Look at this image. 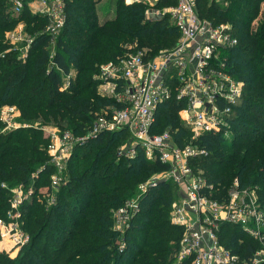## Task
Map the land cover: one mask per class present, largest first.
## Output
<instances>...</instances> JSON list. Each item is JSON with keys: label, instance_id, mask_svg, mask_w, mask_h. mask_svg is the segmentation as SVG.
I'll list each match as a JSON object with an SVG mask.
<instances>
[{"label": "trees", "instance_id": "16d2710c", "mask_svg": "<svg viewBox=\"0 0 264 264\" xmlns=\"http://www.w3.org/2000/svg\"><path fill=\"white\" fill-rule=\"evenodd\" d=\"M28 1L16 16L9 1L0 0V107L16 105L21 119L32 122L8 130L0 120V217L9 208L12 187H31L32 197L22 206L23 227L31 238L16 257L0 251V264H173L183 228L170 219L176 195L171 183L161 182L144 195L125 231L123 247L121 233L113 226L111 211L138 196L139 185L166 168L147 159L141 148L131 158L119 155V148L129 140L126 129L76 144L67 165L68 181L53 204L48 205L38 189L50 182L55 170L43 129L56 126L74 135L87 133L96 112L122 105L99 89L101 67L143 49L145 58H152L171 49L180 31L169 14L148 18V1L107 0L100 7V0H65L67 19L51 51L47 19L32 12ZM173 3L176 0H158L155 5ZM263 5L264 0H229L226 6L197 0L202 17L229 22L238 38L234 47L222 50L229 71L244 81L230 118L232 138L206 132L193 140L179 114L183 101L173 94L157 108L153 130L171 131L179 145L193 142L204 147L206 152L191 161L210 182L227 187L238 177L242 186L256 188L264 200ZM18 20L26 23L33 37L25 59L5 38V31ZM217 233L241 258H250L264 247L228 222Z\"/></svg>", "mask_w": 264, "mask_h": 264}, {"label": "built area", "instance_id": "2783aa9c", "mask_svg": "<svg viewBox=\"0 0 264 264\" xmlns=\"http://www.w3.org/2000/svg\"><path fill=\"white\" fill-rule=\"evenodd\" d=\"M8 1L14 14L20 16L25 8L24 0ZM139 1L142 0H125L126 3ZM209 1L224 5L229 2ZM28 6L32 12L46 17L45 32L54 42L67 19L65 0H30ZM33 6L40 11H34ZM166 14L180 31L171 49L147 59V50H138L117 63L110 62L101 67L99 89L114 96L122 105L96 112L95 122L85 134L74 135L58 129L47 134V152L55 170L50 175V185L41 186L38 192L44 194L48 205L53 204L58 191L68 181L67 165L76 144H83L104 132L126 129L129 140L119 148V155L131 158L141 148L147 159L158 160L166 168L141 183L138 196L113 210L118 231H126L130 226L150 188L168 182L176 192L171 202L170 219L183 228L173 264H182L183 261L187 264H264V247L250 258H241L221 242L217 233L221 225L228 222L264 246V200L258 190L242 186L238 177L227 187L215 185L202 170L192 165V159L206 152L204 147L193 142L179 145L171 131L153 130L157 108L173 94L183 101L179 114L189 126L193 140L206 132H219L227 139L232 138L230 118L242 96L244 81L229 71L222 50L234 47L238 38L232 34L229 22L215 23L202 17L197 10V0H176L175 5L146 11L148 18ZM23 23V20L17 22L18 25ZM22 39L19 37L16 41ZM23 41L24 45H30L33 37ZM0 117L5 129L31 125L26 122L15 125L4 112ZM32 194L33 189H26L23 185L10 189L7 215L0 218L1 241L6 243L3 249L10 256L15 250L16 257L30 241V234L23 227L22 206Z\"/></svg>", "mask_w": 264, "mask_h": 264}, {"label": "rangeland", "instance_id": "374dc122", "mask_svg": "<svg viewBox=\"0 0 264 264\" xmlns=\"http://www.w3.org/2000/svg\"><path fill=\"white\" fill-rule=\"evenodd\" d=\"M101 2L99 3V5L97 6H104L108 1L107 0H100ZM158 2V0H148V3H150V6L148 7V9L150 8H154L156 9L157 6L155 5L156 3ZM174 4V3H173ZM173 4H169V5H173ZM169 5H165V6H169ZM175 5V4H174ZM228 5V4H227ZM223 6H226L223 4ZM263 8H264V5H263ZM32 9L34 11H37L40 9H37V7H32ZM106 9H107V6H106ZM23 38V39H27L30 37L29 35V32H28V29H27V25L26 23H23L22 25H13L12 27L8 28V30L5 31V38L9 40V43L11 45H14L15 48H18L20 51V57L24 58L27 57L28 55V52L30 50V47H31V44L30 45H24L25 44V41L22 40H19V41H16L17 38ZM52 43V47L49 48L51 51H54V42H51ZM11 110V111H10ZM2 112H4L5 115H7V119L13 123V124H23L24 122L26 123H29L31 124L32 122L31 121H26V120H22L21 119V112L19 110V108L16 106V105H10V104H6V105H3L0 107V115L2 114ZM1 118V117H0ZM94 122H95V119H94ZM37 124V123H36ZM93 124V123H92ZM5 129V128H4ZM60 130L58 127L56 126H46L43 130H44V134L47 136V134L51 131V130ZM10 130V129H8ZM57 130V131H58ZM60 131H63V130H60ZM66 131V130H65ZM71 132V131H70ZM72 133V132H71ZM73 134V133H72ZM229 135L231 136V133H229ZM227 139V137H225ZM200 170V169H198ZM159 172L158 170H156L154 173H152L151 176H153L155 173ZM150 176V177H151ZM149 177V178H150ZM148 178V179H149ZM147 181V180H146ZM145 182V181H144ZM143 182V183H144ZM50 185V182L46 184V186ZM139 194V193H138ZM41 196V194H39ZM134 198V197H133ZM128 200V199H127ZM112 215H113V210L111 211ZM7 215V211L5 213L4 216L0 217V218H5ZM113 219V226L114 228L118 231L116 225V220L114 219V217L112 218ZM120 232V231H119ZM121 235L119 236V243L120 245H122V242H123V239H124V234H125V231L123 232H120ZM124 243H125V240H124ZM6 246V243L3 241H1V236H0V251H4L6 252L3 248ZM7 253V252H6ZM15 256V250L12 251L11 253V257H14ZM80 259H82L83 257H79ZM78 258V259H79Z\"/></svg>", "mask_w": 264, "mask_h": 264}]
</instances>
